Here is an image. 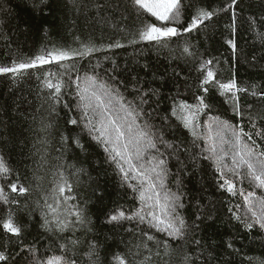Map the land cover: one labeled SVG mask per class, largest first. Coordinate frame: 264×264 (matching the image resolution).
<instances>
[{
	"label": "snow or ice",
	"instance_id": "6c2138e0",
	"mask_svg": "<svg viewBox=\"0 0 264 264\" xmlns=\"http://www.w3.org/2000/svg\"><path fill=\"white\" fill-rule=\"evenodd\" d=\"M72 2L74 6L77 5V0ZM239 3L240 0H229L223 7L210 10L192 0H127L125 10L131 9L134 17L141 22L128 43L135 45L147 42L158 49H167L173 59H197L193 44L185 37L201 26L206 27V21H211L222 12H230L231 23L227 27L231 36L235 37ZM94 6L99 11L106 7L100 0H96ZM250 22L255 24V17L250 18ZM112 27L116 28V25ZM120 31L125 29L121 28ZM259 36L264 40V33ZM74 40L75 47L44 48L34 57L13 59L10 64L0 65V76L10 74L16 83L26 77L30 69L54 65L55 70L45 68L41 75L36 76L39 81L38 95L43 101L41 106L47 105L49 115H58V107L67 109L65 123L87 132L91 140L103 149L105 162L120 177L121 186L127 187L132 193L133 206L113 209L106 222L119 225L127 221L135 223L138 229L140 225H145L148 231L141 230V234L154 242L156 251L153 253L146 243L135 248L129 247L123 253H114L112 264H151L153 256L159 258L160 264H197L199 257H194L188 251V245L194 243L199 247L202 244L201 240L193 238V233L199 230L205 219L211 217L197 215L196 221L200 223H189L183 211L186 204L178 173L174 181L176 190L170 187V177L173 176L169 167L170 159L179 161L178 153H187L189 149L166 140L163 129L152 122L155 110L149 111L145 105L149 104V96H157L158 92L144 89L139 81L128 89L116 76V61L109 55H104L103 60L111 62L112 68L105 69L103 74L97 71L103 68L101 60L95 59L94 63L89 60L98 53L125 47L120 40H110L106 44L92 38L82 40L75 37ZM226 43L235 54L236 40L229 38ZM85 60H89L91 71L81 75L79 65ZM212 65L213 60L206 59L197 68V89L200 94H194L195 103L173 98L170 115L188 130L192 147L199 150L191 157L192 163L208 161L217 173L218 188L233 197L240 195L243 198V212L239 211V204L235 205V211L228 209L232 213L231 219L248 232L253 229L264 232V195L258 196L256 191H246L243 187L247 181L250 187L264 192V127L257 126L258 120L264 121V115L249 113L247 120L255 131L246 130L245 114L241 110V98L238 95L250 92L251 96L264 99V90L257 91V86L252 85L250 91L248 87H241L234 77L227 81L219 79ZM213 89L231 106L234 115L240 118L237 122L212 114L213 104L209 102V93ZM70 100L74 104L70 105ZM73 110L75 115H71ZM202 117L206 119L202 121ZM168 119V116L163 117L165 122ZM51 127V122L45 124L41 121L42 132H47ZM256 137L262 143H258ZM70 139L78 148L84 149L79 135L72 137L69 132L68 135L60 136L62 144H67ZM46 142L41 140L42 144ZM56 159L59 161L62 156ZM41 160L46 162L45 156H41ZM71 169L66 175L65 165L58 164L47 188L43 187V176L35 178V191L39 198L34 203L40 213L39 228L50 238L48 250L51 254H41L36 238L26 242L34 227L30 221L31 211L19 213L6 207L0 218V264H9L11 257L21 253L31 256L29 264H99V245L94 240L88 241L86 251L80 253L79 248L84 242L74 238L80 229L90 232L91 228L87 226L91 222L86 208L76 203L75 187L84 169L76 168L75 165ZM72 176L77 179L73 181ZM20 179L19 173L0 154V204H20L18 199L6 194V189L17 196L33 193V188L26 187ZM24 207L29 206L25 203ZM153 230L165 238L158 240L152 234ZM65 233L72 235L66 236ZM53 245L55 251H52ZM141 247L147 249L149 255L137 261V257L141 256ZM227 248H233L232 243H228ZM212 259L214 253L209 251L207 264H211ZM200 264H205V261H200ZM259 264H264V259Z\"/></svg>",
	"mask_w": 264,
	"mask_h": 264
},
{
	"label": "trees",
	"instance_id": "16d2710c",
	"mask_svg": "<svg viewBox=\"0 0 264 264\" xmlns=\"http://www.w3.org/2000/svg\"><path fill=\"white\" fill-rule=\"evenodd\" d=\"M192 2L211 10L223 7L229 0ZM95 3L96 0H77V5L74 6L72 0H44L43 3L41 0H0V65L10 64L13 59L34 57L44 48L75 47V37L82 40L92 38L105 44L110 40H120L125 47L98 53L95 58L89 60L94 63L95 59H100L103 68L97 71L103 74L105 69L112 68L111 62L103 60L104 55H109L116 61V76L128 89L139 81L144 89L157 91L158 95H150L149 104L145 105L147 110H155L152 122L163 129L166 140L189 149L187 153H178L179 161L170 159L169 167L173 172L170 187L173 191L176 190L174 181L178 173L186 204L183 211L189 223L196 221L197 215L211 218L205 219L199 230L193 233V238L201 240L202 244L198 247L191 243L188 245V251L194 257H199L197 264H200V261L207 264L209 251L214 253L211 264H259V261L264 259V232L257 229L248 232L231 219L232 213L228 209L235 211V205L239 204V211L243 212V198L240 195L233 197L218 188L217 173L208 161L199 160L196 164L192 163L191 157L199 150L192 147V137L188 130L180 126L175 118L171 117L170 112L173 98L195 103L194 94H200L197 89V68L206 59L213 60L212 67L217 71L219 79L227 81L234 77L241 87H248L250 91L252 85L257 86V91L264 90V40L259 36L264 33V0H240L235 37L231 36L227 27L231 23L230 12L220 13L211 21H206V27L201 26L199 30L185 37L193 44L198 54L197 59H173L167 49H158L147 42L129 44L128 41L141 22L134 17L131 9L125 10L127 0H100V3L106 5L102 11L94 6ZM252 17H255V24L250 22ZM187 19L188 14L185 16L186 22ZM112 25H116V28ZM121 28L125 31H120ZM229 38L236 40L235 54L226 43ZM89 60L79 65L81 75L91 71ZM45 68L55 70L54 65L30 69L28 75L16 83L12 81L10 74L0 76V154L5 157L9 166L19 173L20 182L33 188V193L26 196H17L10 189H6V194L18 199L20 204H0V218L3 217L6 207H11L19 213L31 211L30 221L34 227L30 230L26 242L36 238L41 254L50 255V238L39 228L40 213L34 203L39 198L35 191V178L43 176V187L47 188L58 164L65 165L66 175L71 172V166L75 165L76 168L84 169V173L79 176V184L75 187L76 203L86 208L91 222L87 226L91 228L90 232L80 229L75 233L74 238L84 242L79 252L86 251L87 242L94 240L99 245V264H112L114 253H123L129 247L135 248L136 245L145 243L154 253V242L148 241L141 234V230L148 231L145 225H140L138 229L135 223L127 221L119 225L106 222L113 209L133 206L132 193L127 187L121 186L120 177L113 171L112 166L105 162L103 149L91 140L87 132L65 123L67 109L58 107V115H49L47 105L41 106L43 101L38 95L39 81L36 76L41 75ZM238 95L241 98V110L245 114L246 130L255 131L250 128L247 116L249 113L254 116L257 113L264 115V99L253 97L250 92ZM209 102L213 104L212 114L233 122L240 119L215 89L209 93ZM69 103L72 105L74 101L70 100ZM71 115H75V110ZM165 116L169 117L167 122L163 120ZM204 119L206 117H202V121ZM41 121L45 124L51 122L52 127L47 132H42ZM257 126L264 127V121L258 120ZM69 132L72 137L79 135L84 144L83 150L71 139L67 144L61 143V134L68 135ZM256 139L258 143H262L258 137ZM41 140L47 142L42 144ZM41 156H45L46 162L41 160ZM61 156L62 159L58 161L56 158ZM71 179L75 181L77 178L72 176ZM243 187L246 191H256L258 196L264 195L261 190L250 187L247 181ZM25 203L28 208L24 207ZM152 234L156 235L158 240L165 238L154 230ZM228 243H232L233 248H227ZM55 250L53 245L52 251ZM140 252L141 256L137 257V261L149 255L143 247ZM23 259L29 262L31 256L27 253L14 255L9 264ZM80 259L83 261L84 258L81 256ZM151 264H160L159 258L153 256Z\"/></svg>",
	"mask_w": 264,
	"mask_h": 264
},
{
	"label": "rangeland",
	"instance_id": "374dc122",
	"mask_svg": "<svg viewBox=\"0 0 264 264\" xmlns=\"http://www.w3.org/2000/svg\"><path fill=\"white\" fill-rule=\"evenodd\" d=\"M13 264H29V262L26 261L25 259H23V260H20V261H18V262H15V263H13Z\"/></svg>",
	"mask_w": 264,
	"mask_h": 264
}]
</instances>
